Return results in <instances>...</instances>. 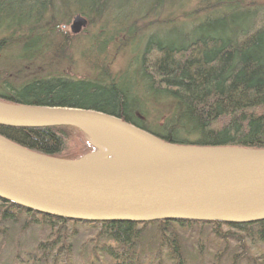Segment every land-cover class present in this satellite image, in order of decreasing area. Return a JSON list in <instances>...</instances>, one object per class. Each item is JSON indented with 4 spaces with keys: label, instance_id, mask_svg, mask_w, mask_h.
I'll use <instances>...</instances> for the list:
<instances>
[{
    "label": "trees",
    "instance_id": "1",
    "mask_svg": "<svg viewBox=\"0 0 264 264\" xmlns=\"http://www.w3.org/2000/svg\"><path fill=\"white\" fill-rule=\"evenodd\" d=\"M77 14L99 24L82 52L88 74L37 65L67 61L62 26ZM131 43L122 66L97 60ZM0 99L102 111L171 143L264 148V2L0 0ZM150 100L167 107L163 117ZM150 115L163 121L152 127ZM0 135L64 159L96 151L77 127L0 125ZM0 264H264V220L79 221L0 198Z\"/></svg>",
    "mask_w": 264,
    "mask_h": 264
},
{
    "label": "water",
    "instance_id": "2",
    "mask_svg": "<svg viewBox=\"0 0 264 264\" xmlns=\"http://www.w3.org/2000/svg\"><path fill=\"white\" fill-rule=\"evenodd\" d=\"M86 24L77 14L70 31ZM0 125L77 127L111 152L64 159L0 135V198L28 210L79 221L264 220V148L171 143L102 111L1 99Z\"/></svg>",
    "mask_w": 264,
    "mask_h": 264
},
{
    "label": "rangeland",
    "instance_id": "3",
    "mask_svg": "<svg viewBox=\"0 0 264 264\" xmlns=\"http://www.w3.org/2000/svg\"><path fill=\"white\" fill-rule=\"evenodd\" d=\"M255 1L256 2H264V0H255ZM253 5H255V4H250L251 7H253ZM191 6L193 7L194 3H192ZM73 17L71 18V20L67 26L66 25L62 26L63 30L67 31L72 36L71 45H70V48L67 52V55L69 56L67 61H65L62 64H58V66H56V67H55L54 63H51V61H49V60L36 61V64L40 65L42 63H48L49 64L48 68L51 69V70H49V72H56V73H61L63 75H70V76H75V77H84V76H86V74H88L89 70L85 64L82 52L84 50H86L87 48H89L88 42H90L89 41L90 38L98 30L99 24H97L95 26H91L88 24V20H87L86 26L83 27L79 33L73 34L70 31V25L72 23ZM114 17H116L118 20H120V19L122 20V19H125L126 16H114ZM128 17H130V16H128ZM164 17H166V16H163V18ZM169 17L176 18V19L179 17L184 18V16H169ZM138 27H140V26H138ZM140 28H141L140 30H143V33H145V34H146V32H149V30L146 29L145 27H140ZM168 31L169 30H167V28H166L165 30L160 31L156 35L161 36V35H164ZM141 36H145V35L142 34ZM134 44H136V43H131L126 49L127 54H123V55L121 53H120V55L115 54L113 52L114 50L109 47V49H107V50H109L108 60H107V54H103V56H102V54L99 55L97 57V60L100 61L103 59L104 61L114 62L115 63L114 66H117V67L122 66L124 64V62L126 60H128L127 59L129 56L128 54L131 55L133 53L132 46H134ZM101 56H102V58H101ZM53 67H55V68H53ZM145 107L147 109H149L152 112V114H154V115L157 114V115L162 116V117L165 115L164 109L167 110V107H165L161 104H155L154 100H150L148 103H146ZM152 118H153L152 115H150L146 121L147 124L151 123L152 125L150 124V126H152V127H154L153 125L160 124L161 121H163L162 119L156 120V119H152ZM93 143L99 146L97 151H96L97 153H100L101 155H107L108 153H111L110 149L107 146H105L102 142L100 143L99 141H97L95 139V140H93ZM33 237H34V234L25 235L22 238V240L25 238L23 243L28 244L29 242L34 241ZM7 247L8 248L2 254L3 255L2 258H7L8 256H10V247L9 246H7Z\"/></svg>",
    "mask_w": 264,
    "mask_h": 264
},
{
    "label": "bare ground",
    "instance_id": "4",
    "mask_svg": "<svg viewBox=\"0 0 264 264\" xmlns=\"http://www.w3.org/2000/svg\"><path fill=\"white\" fill-rule=\"evenodd\" d=\"M117 145L119 146V143H117ZM122 147L121 143H120V148Z\"/></svg>",
    "mask_w": 264,
    "mask_h": 264
}]
</instances>
